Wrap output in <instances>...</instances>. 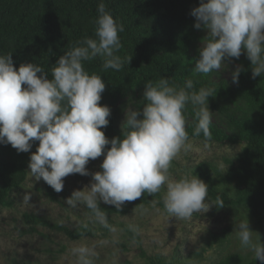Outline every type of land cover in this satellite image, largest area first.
<instances>
[{"label": "clouds", "instance_id": "1", "mask_svg": "<svg viewBox=\"0 0 264 264\" xmlns=\"http://www.w3.org/2000/svg\"><path fill=\"white\" fill-rule=\"evenodd\" d=\"M97 13L94 38L77 41L61 55L51 68V78L41 66L26 63L16 68L11 53L0 55V144L21 153L30 152L38 141L28 172L57 193L63 190L65 177L91 175L89 185L72 191L65 203L71 208L83 205L105 227L107 216L99 202L120 210L125 202L162 189L169 218L188 221L194 214L206 213L213 206L207 202L208 185L194 174L170 179L168 173L172 161L191 148L184 114L189 105L196 120L193 135L202 134L206 147L212 140L207 103L212 90L189 91L191 79L184 87L165 77L147 81L142 109L128 112L121 135L108 139L101 129L108 126L111 111L99 103L105 83L102 76L89 74L84 62L101 57L102 71L121 70L124 60L117 55L122 47L118 34L124 27L103 2ZM190 15L195 18L194 28L207 33L191 70L194 74L206 76L226 59L244 53L252 77L264 75V0H200ZM241 70L237 67L231 73L233 83H238ZM102 155L101 171L90 173L86 165ZM24 199L27 202L31 196ZM216 204V208L225 206L219 198ZM232 234L241 250L264 264V244L260 234L250 230L246 216L234 224ZM70 251L76 264H93L94 252L87 246Z\"/></svg>", "mask_w": 264, "mask_h": 264}, {"label": "trees", "instance_id": "2", "mask_svg": "<svg viewBox=\"0 0 264 264\" xmlns=\"http://www.w3.org/2000/svg\"><path fill=\"white\" fill-rule=\"evenodd\" d=\"M101 2L124 27L118 34L122 47L117 55L124 60L121 70L102 71L101 57L84 62L86 71L102 76L105 83L99 102L111 111L108 126L101 129L105 136L111 139L121 135L123 123L120 128L115 127L117 109L127 105L132 110L142 109L147 81L156 82L165 77L184 87L186 80L191 79L193 88L189 91L211 89L212 96L207 102L212 112L209 143L243 145L226 173L218 176L220 181L234 185V195L230 197L214 187L206 166H200L197 174L208 185V198L214 203L219 198L224 207L243 210L259 230L264 244V75L252 77L251 63L244 53L238 59L232 58L235 67L229 80H214V72L205 76L191 71L199 59L198 45L205 42L202 36L206 30L194 28L195 18L190 15L200 0H0V55L11 53L16 68L26 63L41 66L51 78V68L61 55L77 41L94 38L93 21ZM237 67L242 70L238 83H233L231 73ZM184 114L189 140L205 143L202 134L193 135L196 120L190 105ZM37 146L38 141L33 142L30 152L18 153L11 145L0 144V208L12 206L11 194L25 182L29 157ZM49 193L54 200L51 188ZM152 203L164 209L160 193L151 196L145 193L135 201L125 202L120 210L112 205L99 203V206L110 220L112 216H126ZM85 210L93 215L86 207ZM25 219L33 226L50 228L72 241L94 236L88 225L70 229L31 215H25ZM215 264L261 262L234 253Z\"/></svg>", "mask_w": 264, "mask_h": 264}, {"label": "rangeland", "instance_id": "3", "mask_svg": "<svg viewBox=\"0 0 264 264\" xmlns=\"http://www.w3.org/2000/svg\"><path fill=\"white\" fill-rule=\"evenodd\" d=\"M204 43L198 47H203ZM234 67L232 58L226 59L220 69L213 71V79L229 80ZM130 111V105L117 109L115 127H121ZM213 121L220 125L217 119ZM189 143L190 150L172 161L169 178L194 174L205 183L197 174L198 168L204 165L214 187L232 197L234 185L220 181L218 176L226 173L243 145L209 143L206 147L205 143L195 140ZM103 158L102 155L89 161L86 168L90 173L101 171L99 166ZM90 181L91 175L71 174L64 178V188L57 193L42 179L35 181L27 172L25 182L11 194L12 206L0 208V264H76V257L70 250L82 245L94 252L93 264H215L234 253L253 258L251 252L241 250L232 238L234 224L246 216L240 208H216V203L207 197V202L213 205L209 211L194 214L191 220L185 221L169 218L164 209L152 203L126 216H112L105 227L83 205L71 208L65 203L72 191L83 189ZM49 188L53 190L54 200ZM26 195L31 196L27 202ZM160 195L163 200V189ZM25 215L70 229L88 225L94 236L72 241L50 228L33 226L26 221ZM247 220L250 230L259 233ZM133 227L137 231H133Z\"/></svg>", "mask_w": 264, "mask_h": 264}]
</instances>
